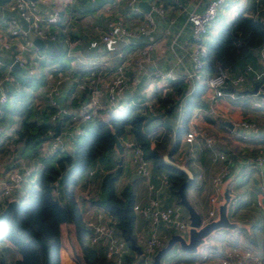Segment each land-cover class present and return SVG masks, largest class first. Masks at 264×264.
Masks as SVG:
<instances>
[{
  "label": "crops",
  "instance_id": "obj_1",
  "mask_svg": "<svg viewBox=\"0 0 264 264\" xmlns=\"http://www.w3.org/2000/svg\"><path fill=\"white\" fill-rule=\"evenodd\" d=\"M9 1L3 0L0 4V30L6 34V37L11 42L9 49L3 50L0 48V57L2 58L0 80L1 86L6 91L12 88L20 91L26 87L20 84L19 79L15 81V77L18 78V76H22L23 74L17 76V74H12L11 70L19 72L24 67L19 65L18 69H13L11 68V64L16 61L14 53L16 52L17 42L21 38L9 35L7 32L6 25L8 18L16 15L15 10L8 8ZM114 1L50 0L47 4H42L41 8L43 9L51 8L53 4L67 8L64 12V17L55 24H52L51 28L52 31H56L57 37H59V33L61 32L68 36L72 42L67 49L64 43L57 37L50 38L48 36L37 35L33 31L31 32L32 41L35 37H39L42 39L43 44H37L33 41L36 49L26 50L24 54L28 58V62L34 65V74H40L39 80L41 82L33 87V89H29L28 87L27 90L29 89V92L23 100L24 102L29 101V103L36 106L47 104L46 87L56 70H62L68 72L71 80L63 84L57 100L60 96H63L58 102L60 104L67 102L66 104L70 108H75L89 94V92L83 94L81 84L87 85L89 79L98 78L99 76L110 77L115 67L125 58V71L135 77L136 86L128 88L127 92L124 91V100L128 106L132 105L135 107L133 112L138 114H145L146 112V116L141 122V129L148 130L151 146H157V150L166 154V151L173 142V135L166 129L165 117L159 114L163 109L161 106L159 107L157 96L171 88L170 82L172 80L155 79L151 74L153 68L156 66L172 64L178 70H183L184 67L190 66V50L193 46V41L189 25L184 24L185 17L189 9H201L206 0H180V4L172 0H138L141 10L136 13L126 5L125 0ZM144 1L149 3L147 10L139 4V2ZM153 1L161 4L165 12L163 16L154 13L156 23H154L150 30L143 34H136L129 42L122 38L113 39L110 42L100 41V33L105 28L108 18L121 15L128 24L136 25L143 18L144 14L150 10ZM235 2L237 3V7L234 5ZM227 4L230 5V8L222 4L215 18L208 23V27L210 28L208 29L207 27V32L204 35L206 46L213 40L219 26L227 23L239 10H244V13L253 14L259 20L264 21V13L257 6V0H229ZM23 23L26 24V22ZM176 32H179L178 43L174 45L173 50L170 47V39ZM150 39H156L157 43L150 51V59L145 61L142 68L138 70L131 61V58L128 57L133 55L135 47L138 44ZM245 63L251 64L258 72L264 71V50H260L259 48L250 50ZM7 74L13 77L14 82L12 79L6 81L5 76ZM255 82L251 74H248L246 82H244L239 90L241 93L238 92L235 96L224 94L213 101L214 112L208 111L207 90L204 87L201 93L204 104L200 105L199 109L196 106L192 112V114L195 112L200 121L196 124V127L213 134L216 148L226 151L228 157L231 158L228 164V176L222 183L215 205L210 202V195L213 192L211 175L224 161L212 158V151L204 146L202 137H198L195 140L187 138L190 123L188 124V129L180 137L178 149L173 153L175 161L189 166L192 171L193 178L191 182L186 184L185 194L188 201L201 215L203 223L218 217V208L224 200V192L227 190L229 193L227 216L231 222L235 223V226L233 228L220 227L213 230L193 253L180 251L181 253H186L185 255L190 254L193 257V254L199 253L205 259L202 263H209V258L211 256L216 257L217 254L218 256L221 255L219 258L221 260L233 247L237 248L240 252L248 250L256 256L263 254L264 193L259 187L262 175L248 167L245 160L240 159L242 154L257 150L263 144L260 143L261 140L259 139H255L254 141L241 139L227 129V126L234 120L252 118L257 121L259 133L261 135L264 134V104L263 106H259L261 105L260 103H264V101L259 102V99L264 100V98L251 91ZM246 89H249V93L242 92ZM10 98L8 97L7 101L0 103V117L3 115L5 121L11 118L6 122L3 121L4 125L10 127V134L4 136L0 141V161L4 165L5 163H9L11 167L14 165L25 167L26 164L32 165L33 163L26 162L31 160L27 150H21L19 148L20 144L15 141L14 130L19 124V117L16 113L13 114L7 111L9 107L15 106L12 98ZM9 100H11L10 103H8ZM251 100H253L252 104L250 103ZM100 104L98 117L108 119L112 113L105 106L104 94L101 95ZM2 107L5 108L3 112L1 111ZM85 122L83 119L79 120L81 125L85 124ZM167 123H170V126L175 129L179 126V116L167 121ZM119 139L122 150L119 151L115 147L104 158L109 159L110 162L112 159H117V163L120 164V171L115 181L116 190L120 191L124 186L129 188L134 194V203L143 205L147 203L154 191L149 188L145 178L137 172L132 160V143L135 141V137L131 128H127ZM34 167L37 169L38 166L34 165ZM102 171L105 170L103 169ZM102 173L99 170L95 171L89 168L87 172L82 170L81 172H75L73 175L74 181L70 185V189L78 210L82 213L84 225L102 209L96 203L100 195L99 184ZM1 175H4L3 171ZM160 175V172L154 173L152 177V180L156 184H160ZM95 181L97 182L96 184ZM158 195L163 203L175 202L174 195L165 184H161ZM2 201H5V197L0 194V203ZM59 202L57 207H55V213L59 218L60 224V262L61 264H82L81 247L76 229L74 228V222L67 218V212L61 204L62 201L60 200ZM212 208L214 215L208 218V211ZM135 213L134 234L137 245L142 250L147 231V219L139 212L136 211ZM184 214L187 218L186 213ZM65 229L67 232L69 231V234H66ZM174 233L187 235V231H178L163 225L159 228V234L165 241ZM175 246L180 250L178 244H175ZM136 254L139 256L138 250ZM17 257V251L10 244L6 241L0 242V258H4L7 264H14V260ZM192 261L191 264L198 263L194 262V260ZM244 264L255 263L248 259Z\"/></svg>",
  "mask_w": 264,
  "mask_h": 264
},
{
  "label": "trees",
  "instance_id": "obj_2",
  "mask_svg": "<svg viewBox=\"0 0 264 264\" xmlns=\"http://www.w3.org/2000/svg\"><path fill=\"white\" fill-rule=\"evenodd\" d=\"M257 6L264 13V0H257ZM262 40H264V21L259 20L253 14L244 13V10H239L227 23L219 26L213 40L207 45L204 56V75L215 72L219 67L231 73L241 71L247 65L245 59L250 54V50L259 48ZM11 73L17 74V71L11 70ZM23 75H17L18 78L15 77V81L19 79L20 84L26 88H22L20 91L12 88L7 91V99L11 97L15 106L9 107L8 110L6 108V110L18 115L19 124L14 130L15 141L20 144L21 150H27L30 159L34 160V164L38 166L39 170L36 180L21 182L15 190L19 202L16 217L22 225L30 229L47 245L50 264H61L60 224L55 213V207L61 200V204L67 212V218L74 222L75 229L78 231L82 264H86L84 257L91 260L93 264H114L104 256L103 246L98 243L92 244L89 240L82 238L84 231L87 230L90 234V229L83 224L82 213L78 210L70 189V185L74 181V173L84 170L93 163V160L107 157L108 152L116 147L115 136L120 138L129 127L135 137L134 142L142 147L145 156L151 160L153 172L156 174L160 172L166 177V186L174 195L176 203H180L178 186L187 177L186 171L180 166L166 161L163 153L157 150V146H151L148 130L141 129L142 119L146 115L133 112L135 107L132 105L127 106L121 112L112 113L108 119L96 116L94 120L89 121V124L85 122L82 125L83 131L76 135L75 145L71 150L59 151L44 148L45 143L51 137L47 130L52 129L55 124L50 118L54 106L46 103L36 106L29 101L23 102L29 89H33L41 82L40 74H27L25 71ZM170 86L169 90L159 94L157 98L159 107L161 106L163 109L159 114L165 117L166 129L173 135V142L166 151V155L175 161L173 153L178 149L182 133L188 129L193 109L204 104L201 93L205 82L195 80L190 83V80L181 77L172 80ZM82 92L83 94L88 93V87H84ZM239 92L241 93V91ZM242 92L249 93V89ZM4 109L2 107L1 111L3 112ZM178 116L179 126L174 129L167 121L174 117L178 118ZM3 121L5 120L2 115L0 124H5ZM260 143L263 144L261 147L244 153L245 155L242 154L240 159L245 160L247 164V161L256 153L264 150V142L261 140ZM230 160L231 158L227 157V165ZM114 161L116 167L102 174L99 184L100 195L96 203L112 218L116 233L122 236L127 243L128 252L124 256V263L141 264L140 255L138 256L137 250L129 244V239L132 238L137 245L134 234L136 217L133 208L134 194L125 186L120 191L116 190L115 181L120 171V164L117 163V159ZM10 167L9 163H5V169ZM187 167L189 168V166ZM29 188L33 192V196L31 200L23 201L24 194ZM54 189H57V193ZM6 200L5 197V201H2L0 206L3 207L7 203ZM184 213H186L185 210ZM3 241H6L17 251L18 257L15 258L14 264H45L42 247L32 235L14 221L11 213L0 221V242ZM163 258L164 255L161 258V264H164ZM0 264H7L4 258H0Z\"/></svg>",
  "mask_w": 264,
  "mask_h": 264
},
{
  "label": "built area",
  "instance_id": "obj_3",
  "mask_svg": "<svg viewBox=\"0 0 264 264\" xmlns=\"http://www.w3.org/2000/svg\"><path fill=\"white\" fill-rule=\"evenodd\" d=\"M50 0H10L8 8L15 10L16 15L8 18L7 32L9 35L21 38L17 42L15 60L20 66L25 68L27 74H34L35 67L28 62V58L24 54L26 50L36 49L31 38V32H35L40 36H48L56 38V31H52V24L60 21L64 17L67 9L64 6L52 5L51 8H41L42 4H47ZM95 2L97 0H89ZM126 5L133 11L141 10L138 0H125ZM180 4V0H172ZM226 0H206L201 9L192 8L187 11L185 23L190 27L191 39L193 46L190 50V66L178 70L174 65L156 66L153 68L152 77L159 80H174L177 78H186L192 83L195 80H203L207 90L206 97L208 99V111L214 112L215 107L213 101L229 94L237 95L240 88L246 82L248 74H251L257 82V90L255 93L264 98V71H256L251 64H247L244 69L239 72L231 73L223 68H218L215 72L204 75V64L206 48L204 35L207 32L208 23L215 18L219 7ZM164 7L153 1L150 10L147 11L143 18L136 25L128 24L121 15L110 17L106 20L105 28L100 33L99 39L102 42H110L113 39L122 38L129 42L136 34H143L150 30L156 23L154 13L163 16ZM23 20V21H22ZM23 22H26L24 24ZM1 24V22H0ZM179 32L172 35L170 39V47L174 50V45L178 43ZM59 38L67 47L71 45V40L65 34L59 33ZM157 43L156 39L147 40L135 47V51L131 57V61L135 67L140 70L145 61L150 59V51ZM11 45L10 39L0 30V48L9 49ZM260 50H264V40L259 45ZM125 59V58H124ZM122 60L114 69L110 77L99 76L91 78L87 85L81 84V87H88L89 94L87 98L81 101L75 108H70L68 104L59 103L57 97L62 90L64 83L71 80L68 72L56 70L49 81L45 94L48 98L47 104L54 106V110L50 114L51 120L59 122V130L53 135L54 127L48 129L51 135L50 139L45 143L44 148L48 150L57 149L59 151L71 150L75 145L76 135L83 131L80 119L89 121L94 120L98 116V109L101 107V95L105 96V106L111 113H118L125 110L128 104L124 100L125 88H133L136 86L135 77L129 75L124 68L125 60ZM36 61V60H35ZM2 58L0 57V64ZM6 81H10V74L5 76ZM231 88V89H230ZM103 93H102V92ZM7 100V91L1 86L0 80V103ZM201 106H197L199 109ZM200 122L195 112L189 119L190 128L187 131V138L195 140L198 137L203 138V144L212 151L213 159H222L223 164L211 175V183L213 192L210 195L211 204L215 205L218 200L222 183L228 176L229 170L226 163L227 152L217 149L215 146V137L211 133L196 127ZM229 132L236 134L244 140L254 141L255 139L264 142V134L261 135L257 129V122L252 118H243L233 121L227 126ZM10 134V127L0 124V141L4 136ZM133 145L132 160L135 168L148 182V186L154 193L149 197L147 203L143 205L134 204L135 212H139L147 219V231L139 254L142 258L141 264H152L153 256L157 249L164 245L165 240L159 234L160 226H166L178 231H187L189 228L188 219L185 217L183 206L181 203H163L158 191L161 184H167L166 177L160 175V184H156L152 177L154 175L151 160L144 154L142 147L135 142ZM247 166L256 170L262 175V181L259 184L261 191L264 193V150L256 153L247 161ZM2 171L4 175H1ZM33 171V167L26 165L25 167H17L14 165L9 169H5V165L0 161V194L10 200L16 198L15 190L22 180L28 177ZM92 172V170H90ZM56 183V182H55ZM57 193V189H54ZM91 214V213H90ZM214 215L213 208L208 211V218ZM209 221V220H208ZM114 221L101 209L93 218L87 221L86 225L90 229L88 240L90 243H98L104 248V256L114 264H125L124 256L128 252L125 239L116 233ZM252 260L255 264H264V248L261 256H256L252 252L246 250L240 252L237 248L230 249L220 260V264H244L246 260Z\"/></svg>",
  "mask_w": 264,
  "mask_h": 264
},
{
  "label": "water",
  "instance_id": "obj_4",
  "mask_svg": "<svg viewBox=\"0 0 264 264\" xmlns=\"http://www.w3.org/2000/svg\"><path fill=\"white\" fill-rule=\"evenodd\" d=\"M2 1L3 0H0V4L2 3ZM139 4L146 10L149 8V3L147 1L139 2ZM33 41L37 44H41V45L43 44L42 39L39 37H35ZM19 67L20 66L17 61H14L11 64V68L13 69H18ZM256 90H257V82H255L253 87L251 88V91L253 92H256ZM127 91L128 88H125V92ZM62 97L63 96H60L58 100H60ZM54 129L55 130L53 132V135H56L59 130V122H56L54 124ZM115 146L119 151L122 150L120 139L117 136H115ZM163 157L166 161L178 165L186 171L187 177L180 182L178 186V193H179V202L187 211L189 228L187 229L186 236L182 235L181 233L172 234L165 241L164 245L161 246L159 249H157V251L153 256L152 264H161L162 256L165 255L167 252H169L175 244H178L182 251L187 253H193L196 251L198 245L203 243L205 237H207L213 230L218 229L220 227L233 228L235 226V223L231 222L227 216V204L229 201V193L227 190L224 192L223 202L220 203L219 205L218 217L216 219H210L209 221L203 223L201 215L188 201V198L186 197L185 194L184 187L186 186V184L192 181L193 178L192 171L186 165L168 158L166 154H163ZM18 205L19 202L17 198H10V200L7 201V203L2 207V209H0V221L3 220L4 217L7 216L9 213H11L14 221L18 225H20L23 229H25L30 235H32L33 238L37 241V243L42 247L45 255V264H50V256L47 245L42 241L40 237H38L30 229H28L18 221L16 217V209ZM129 244L133 248L137 249L139 253H141V249L139 248L138 245L135 244L132 238L129 239ZM84 260L86 264H93L92 261L87 259L86 257H84Z\"/></svg>",
  "mask_w": 264,
  "mask_h": 264
},
{
  "label": "rangeland",
  "instance_id": "obj_5",
  "mask_svg": "<svg viewBox=\"0 0 264 264\" xmlns=\"http://www.w3.org/2000/svg\"><path fill=\"white\" fill-rule=\"evenodd\" d=\"M114 1V0H113ZM122 1V0H121ZM232 1H234V0H232ZM115 2V1H114ZM227 2H229V0H226L225 1V3L223 4V6L225 5V7H229L230 8V5H228L227 4ZM121 3V2H120ZM239 3V2H238ZM235 7H237V3L235 2ZM222 6V7H223ZM210 27H208V29H209ZM210 33H212V32H210ZM210 36V35H209ZM23 73H25V69L24 68H22L21 69V71H19V72H17V75H21V74H23ZM11 99V98H10ZM262 101H264L263 99H259V102H262ZM11 102V100H9L8 101V103H10ZM24 102V101H23ZM252 102H253V100H251L250 101V103L252 104ZM261 105H259V106H263V104L264 103H260ZM139 112V111H138ZM140 114V113H139ZM141 114H144V113H141ZM140 114V115H141ZM144 115H146V112H145V114ZM237 120H239V119H237ZM234 121H236V120H234ZM257 122V121H256ZM27 163H33L32 165L31 164H26V165H31L32 167H34V160H29V161H26ZM93 163H91L90 165H88L85 169H84V171L85 172H87L88 171V169L89 168H91V169H94L95 171H97V170H99V172L101 171V173L102 172H106L107 170H109V169H114L115 167H116V162L114 161V159H113V161H111L110 162V160L109 159H105V158H102V160H99V159H96V160H93L92 161ZM93 165V166H92ZM36 166V165H35ZM105 170V171H102V170ZM38 170H39V168L37 167V169L34 167L33 168V172L31 173V175H29L28 177H26V178H24L23 179V181L22 182H30V181H34V179L36 180V176H37V172H38ZM82 170H80V171H77V172H81ZM103 174V173H102ZM96 179H98V178H96ZM97 182L95 181V184H96ZM96 186V185H95ZM33 196V192L31 191V189L29 188V190L24 194V198H23V201H29V200H31V197ZM184 210H185V208H184ZM185 212H186V215H187V211L185 210ZM74 228H75V226H74ZM65 231L67 232V230L65 229ZM76 232H78L77 230H76ZM89 231H84L83 232V236H82V238L84 237V239H86L87 241H88V235H89V233H88ZM66 234H69V231L66 233ZM177 249V250H176ZM181 251V249L179 250L175 245L171 248V250L169 251V252H167L165 255H164V258H163V263L164 264H191L193 261L192 260H194V262H198L197 264H201L202 262H204V258H202L201 256H200V254L199 253H196V254H193L194 255V257L192 256V255H185V254H183V253H181L180 252ZM179 256H180V258H179ZM220 256L221 255H219L218 256V254H217V256L216 257H210L209 259V263H207V264H219V258H220ZM193 257V258H192ZM142 259V258H141ZM206 260H208V259H206ZM142 262V261H141ZM191 262V263H190ZM202 264H206V263H202Z\"/></svg>",
  "mask_w": 264,
  "mask_h": 264
}]
</instances>
